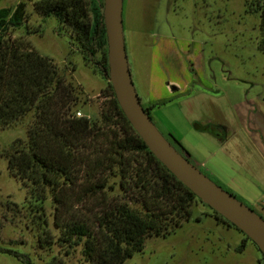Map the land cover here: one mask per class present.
<instances>
[{
	"label": "rangeland",
	"instance_id": "obj_1",
	"mask_svg": "<svg viewBox=\"0 0 264 264\" xmlns=\"http://www.w3.org/2000/svg\"><path fill=\"white\" fill-rule=\"evenodd\" d=\"M38 1H0V9L26 4V25L11 31L8 37L29 42L61 69L68 68L67 75L84 92L76 117L99 119L109 102L105 97L109 81L97 64L102 59L101 51L90 63L79 53H71L68 38L56 32L59 21L55 17L45 20L36 9ZM123 17L130 70L142 106L150 108L149 93L153 100L164 96L149 112L156 127L192 165L264 218V210L254 201L263 193L256 187L249 191L242 184L244 167L237 157L230 160L221 153L212 157L217 147L190 123L197 111L204 119L223 117L224 122L239 129L245 120L253 122L264 117L260 16L247 13L246 0H125ZM159 77L161 82L155 84ZM186 78L192 79L191 96L199 90L214 97L191 103L192 114L186 113L183 106L187 105V97L165 95V81ZM33 121L29 115L12 127L0 129V247L27 255L33 264H90L82 254V246L68 250L58 241L61 231L55 224L52 196L49 194L45 201L32 198L27 186L9 171L5 151L16 139H27ZM261 129L259 134L264 140V125ZM210 169L214 175L208 172ZM111 184L116 191L112 195L120 196L119 178ZM191 210L189 222L165 237H149L144 251L125 264H264L259 247L246 240L241 250L246 235L220 222L208 205L198 199ZM72 215L87 216L78 205ZM0 264L23 262L0 253Z\"/></svg>",
	"mask_w": 264,
	"mask_h": 264
},
{
	"label": "trees",
	"instance_id": "obj_2",
	"mask_svg": "<svg viewBox=\"0 0 264 264\" xmlns=\"http://www.w3.org/2000/svg\"><path fill=\"white\" fill-rule=\"evenodd\" d=\"M103 7L104 0L36 3L45 20L59 21L56 32L68 38L71 53L90 63L101 51L97 64L108 81ZM246 11L260 16L259 48L264 51V0H246ZM26 19L24 2L0 9V129L29 115L34 118L27 139H16L5 151L9 171L27 186L32 198L45 201L52 196L55 224L61 231L58 241L68 250L82 246L90 264H125L144 251L149 237H165L189 222L199 198L150 151L125 116L110 82L105 94L108 106L99 119L76 117L84 92L67 75L68 68L61 69L29 42L8 37L23 28ZM71 68L74 73L75 65ZM115 178L121 197L112 195ZM76 205L87 216L72 215ZM68 215L69 220L64 219ZM246 240L251 239L246 236L241 250ZM0 253L33 264L30 257L12 249L0 247Z\"/></svg>",
	"mask_w": 264,
	"mask_h": 264
},
{
	"label": "water",
	"instance_id": "obj_3",
	"mask_svg": "<svg viewBox=\"0 0 264 264\" xmlns=\"http://www.w3.org/2000/svg\"><path fill=\"white\" fill-rule=\"evenodd\" d=\"M125 0H104L108 71L125 116L155 157L203 203L251 239L264 255V218L218 186L182 156L163 136L142 106L133 82L124 34Z\"/></svg>",
	"mask_w": 264,
	"mask_h": 264
},
{
	"label": "crops",
	"instance_id": "obj_4",
	"mask_svg": "<svg viewBox=\"0 0 264 264\" xmlns=\"http://www.w3.org/2000/svg\"><path fill=\"white\" fill-rule=\"evenodd\" d=\"M153 80L154 79H151V85L153 84ZM154 81L155 84H159L161 79L160 77L155 78ZM164 81L165 79L163 80V83ZM165 82V95L167 97H187L184 103L187 105H183L186 113L192 114L193 105H191V103L200 101V99L204 97L214 98L213 95L203 93L199 90L194 92L191 96L190 91L194 88L192 86L191 78H186L182 81H179L178 79H171L170 81ZM163 97L164 96H161L158 100H153L151 93H149L147 99L148 107L154 106L156 104L155 101H160ZM192 115H194L193 118L189 119L190 123L192 121L193 125H195L196 132H198L201 136H208L210 138V143L217 147V151L212 154V157H215L217 153L223 154L225 158L230 160V157L232 156L237 157L240 164L244 167V169H242L243 171L241 177L242 184H244L245 187H248L247 189H250L249 191H251V188L256 187L263 193L254 201L259 203L258 206L264 210V140L259 134L262 130V126L264 125L261 124L264 123V117L259 116L258 119L253 122L245 120L239 129L237 126L236 128L233 127L232 123L224 122L223 117L216 119L207 116V118L204 119L203 115H199L198 111L197 114L193 113ZM206 127L210 128L206 129ZM210 162L211 159H208L207 163ZM208 172L214 175V170L210 169Z\"/></svg>",
	"mask_w": 264,
	"mask_h": 264
},
{
	"label": "built area",
	"instance_id": "obj_5",
	"mask_svg": "<svg viewBox=\"0 0 264 264\" xmlns=\"http://www.w3.org/2000/svg\"><path fill=\"white\" fill-rule=\"evenodd\" d=\"M78 115L80 116L81 114L79 113Z\"/></svg>",
	"mask_w": 264,
	"mask_h": 264
}]
</instances>
